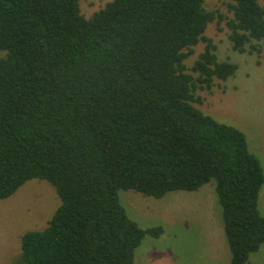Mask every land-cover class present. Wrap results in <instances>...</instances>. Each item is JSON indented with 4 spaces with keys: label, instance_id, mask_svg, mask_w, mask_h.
<instances>
[{
    "label": "trees",
    "instance_id": "1",
    "mask_svg": "<svg viewBox=\"0 0 264 264\" xmlns=\"http://www.w3.org/2000/svg\"><path fill=\"white\" fill-rule=\"evenodd\" d=\"M79 1L0 0V200L32 179L59 198L14 264H133L163 230L129 219L119 191L160 199L211 180L229 264H247L264 243L263 169L194 90L236 70L217 60L209 23L225 21L234 51L264 43L259 0H226L230 18L205 0H111L85 18ZM200 42L193 77L184 61Z\"/></svg>",
    "mask_w": 264,
    "mask_h": 264
},
{
    "label": "rangeland",
    "instance_id": "2",
    "mask_svg": "<svg viewBox=\"0 0 264 264\" xmlns=\"http://www.w3.org/2000/svg\"><path fill=\"white\" fill-rule=\"evenodd\" d=\"M109 1L80 0V13L88 18ZM259 3L264 8V0ZM203 7L225 18L232 16L226 0H205ZM228 34L225 21L219 25L213 21L204 31L203 35L216 47L217 60L234 64L236 70L225 81L215 80L210 89L196 88L194 97L200 104L195 106L217 122L242 131L264 174V43L253 40L244 52H237L232 49ZM203 49L204 43H198L193 55L184 61L193 77L196 74L190 68ZM41 197L43 202L39 203ZM119 202L141 229L161 226L163 230L157 238L142 239L135 249L133 264H229L231 254L213 180L197 191L169 192L160 199L121 190ZM58 206L54 188L38 179L26 182L11 197L0 200V264H14L21 235L46 227ZM258 209L264 216V183L258 195ZM247 264H264V243L249 255Z\"/></svg>",
    "mask_w": 264,
    "mask_h": 264
},
{
    "label": "bare ground",
    "instance_id": "3",
    "mask_svg": "<svg viewBox=\"0 0 264 264\" xmlns=\"http://www.w3.org/2000/svg\"><path fill=\"white\" fill-rule=\"evenodd\" d=\"M42 199H43V197L39 198V200H38V201H39V203H42V202H43V200H42Z\"/></svg>",
    "mask_w": 264,
    "mask_h": 264
}]
</instances>
